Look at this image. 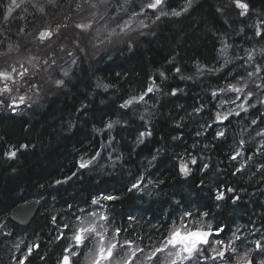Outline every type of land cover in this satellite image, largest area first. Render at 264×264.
<instances>
[{
    "label": "trees",
    "instance_id": "1",
    "mask_svg": "<svg viewBox=\"0 0 264 264\" xmlns=\"http://www.w3.org/2000/svg\"><path fill=\"white\" fill-rule=\"evenodd\" d=\"M146 2L151 0H108L111 7L105 10L99 0H0V72L11 71L9 67H17L26 57L35 67L57 57L59 67L60 61L70 64L68 77L55 73L49 64L40 74L39 102L0 116L16 122L0 124V264H19L30 247L33 251L25 264H57L69 240L66 235L70 233L71 239L80 224L77 217L90 218L105 202L121 237L144 250L137 254L136 264H168L170 249L158 254V262L146 256L162 247L173 221L179 227L186 211L192 213L184 221L188 228H209V224L214 230L223 228L201 246L203 255L193 264H229L254 248L253 241L264 238V170L260 168L264 136H257L264 129V105L257 103L264 100V88H257L264 83V37L255 35L256 26L264 21V0H245L251 9L246 16L239 14L241 9L232 0H192L180 16L171 13L181 11L187 0H164L155 14L148 8L140 11ZM91 4L99 5L95 16ZM121 7L127 14L114 11ZM161 11L168 15L153 23ZM127 20L130 30L114 36L112 43L91 42L94 30L101 29L104 39L105 25L116 28ZM90 21L87 31L76 27ZM141 21L147 27H140ZM49 24H58L55 34L44 43L36 42V31ZM226 60L230 63L221 71L205 70L220 68ZM24 66L32 68L29 62L19 65ZM257 66L261 72L249 78ZM241 78L247 81L246 92L255 93L249 103L256 107L236 116L246 92L220 90L230 84L242 86ZM57 79H64L65 86L57 88ZM149 86L156 90L145 97L146 102L120 108ZM173 89L183 91L173 96ZM230 112L227 120L216 119L218 113ZM253 119L257 124L251 123ZM109 121L118 123L104 129ZM3 125L8 129L5 133ZM144 131L152 135L138 143ZM218 131L224 136L217 137ZM8 151H17L16 157L9 159ZM237 151L242 155L232 160ZM93 157L88 168L79 167ZM181 163L191 169L186 177L180 174ZM141 177L143 189L129 193ZM218 190L225 191L223 200H216ZM102 195L120 199L91 203ZM30 200L38 201L37 212L26 226L16 225L8 214ZM204 212L206 217L198 215ZM234 233L240 237L233 244L236 253L227 251L224 260L203 258L222 249V244L212 243L219 240L227 245ZM127 249L125 245L123 250ZM260 259L264 256L257 255Z\"/></svg>",
    "mask_w": 264,
    "mask_h": 264
},
{
    "label": "snow or ice",
    "instance_id": "2",
    "mask_svg": "<svg viewBox=\"0 0 264 264\" xmlns=\"http://www.w3.org/2000/svg\"><path fill=\"white\" fill-rule=\"evenodd\" d=\"M232 2L235 4V6L239 9H241L240 11V15L241 16H246L249 12H250V4L245 2V0H232ZM14 3V0H13ZM125 3H127V0H125ZM164 0H151V2H146V3H142L140 6V11L143 12L145 8L148 9H152L153 10V14H155L156 11H159L161 6L163 5ZM99 5H104L105 6V10H107V8H110L111 5L108 3V0H99ZM99 5L98 4H91L90 5V9L95 10L93 12V15H97L99 13ZM192 6V0H187V4L182 7L181 11H172V15L174 16H180L182 14V12H187L188 9ZM79 7V6H78ZM9 11H11V8H9ZM114 11H116L117 13L119 12H124L125 14L126 11L123 9V7L121 8H117ZM140 13H133L134 16L139 15ZM168 13L166 12H160V15L155 17V20L153 21V23H155L156 21H159L161 19V16H167ZM101 19H104V17H101ZM116 19L119 20L121 19V17L119 15L116 16ZM131 24V20H127L124 21L123 24H118L116 28H109L108 25H105L104 31L107 33V35L104 37V39H101L99 41V43L101 45L107 43H112V38L114 36H118L120 35V33H125L130 30L129 25ZM261 25H264V21H261ZM261 25H257L256 26V32L255 35L257 36H262L264 37V27H262ZM77 28H79L81 31H87L88 29H90L92 27V22L90 21L89 23L86 24H77L76 25ZM140 27H147V25H145L143 23V21L140 22ZM117 28L119 29V32L117 31ZM99 36V33L97 34ZM40 37L41 39L44 38H51L52 37V32H41L40 33ZM228 45L225 44L224 47L220 50L221 54L223 55L224 52L226 51ZM264 51V50H262ZM69 55H72L71 53H69ZM253 59V53L249 52L248 53V62H251ZM54 62V61H53ZM73 63H76L75 60H73ZM228 63H230V61L226 60L224 65H221L220 68H212V69H205L208 72H218L221 71L222 68L225 67V65H227ZM35 67V65H34ZM261 68L259 66L256 67L254 72H249L248 73V77L252 78L254 76H256L258 73L261 72ZM198 71H200V69H198ZM28 72L27 68H24L23 71L16 73V69L13 68L12 72H0V80H4L5 83L3 84V87H0V95H2L3 93H7L11 91V88L9 87L8 83L6 81H12L13 83H16V80L13 76V73H16V75H18L19 77H24L26 75V73ZM176 72L179 73L180 69L177 68ZM161 75L163 76L164 74L161 73ZM63 76L64 77H68L69 76V72L68 70H65L63 72ZM183 78V77H182ZM190 79V77H189ZM55 85L57 88H62L65 86V80L64 79H57L54 81ZM238 83H240L242 86L237 87L235 85H229L227 89H221L220 91H231V92H236V93H245L246 89H247V81H245L243 78L240 79V81H238ZM30 87L32 88H36L37 86L34 84H31ZM257 88H264V83H261L259 85H257ZM156 89L153 86H149L146 91H143L141 93V95L139 96H133L130 97L129 99L125 100L121 105L120 108L121 109H129L133 104H138L141 102H146L145 101V97L152 93L153 91H155ZM178 91H183L182 89H173L171 95L175 96L177 94ZM213 97H215L217 95L216 92L212 93ZM255 95V93L251 92V91H247L246 94L243 96V102L240 103L239 105H237V108L239 109V111H236L234 114L236 116H239L241 111L243 112H247L249 108H255L256 105L254 104H250L249 103V98L253 97ZM26 97L25 96H20L19 97V103H24ZM237 100L241 99V96H237L236 97ZM0 103H4L3 101H0ZM232 103H235V101H232ZM257 103H260L262 105H264V100H258ZM8 109L12 112H15L18 104L16 99H13L12 102L10 104L7 105ZM195 111L199 112L200 109H196ZM233 113H229L228 115L225 116H221L219 113L216 116V119L218 121H222V120H227L228 116L232 115ZM114 123H118V121L113 122V121H109L108 123H106L104 125V129H109L111 130L113 128ZM251 123L253 125L257 124V120L253 119L251 121ZM104 129H96L97 131H103ZM152 133L150 131H144L141 132L139 134L138 139V143H142L143 142V138L145 136H151ZM217 137H222L224 136V132L223 131H218L217 132ZM257 136H264V129H262L260 132L257 133ZM245 142L243 140L240 141V144L243 145ZM21 148H25L27 147V145H21ZM17 155V151H8L5 152V156H7L9 159H13L15 158ZM97 155H99V153H97ZM242 155V152L237 151L233 156H231L230 158L232 160H236L239 156ZM96 159V157H93L92 160H88V161H82L79 164V167L81 169H86L89 167V165ZM153 159H155V157H153ZM192 164L196 163L195 158L192 159L191 161ZM208 165L205 164L204 168H207ZM260 168L262 170H264V165H261ZM241 169H237V172H239ZM191 172V169L188 167V165L186 163H181L180 164V174L183 176H188ZM73 176L76 175V173L72 174ZM72 177H66V180H71ZM142 177L140 179H138L136 181V183H133L131 185V187L128 189L129 193H132L134 191H141L143 189V184L141 183L142 181ZM64 181H57L56 183H63ZM162 183V182H161ZM227 192H234L235 190L233 188H227L226 189ZM225 197V191H217L216 193V200L220 201L223 200ZM120 197L116 196V195H102L100 197H93L91 203L94 205H101V200H105V201H116L119 200ZM238 199V197H237ZM69 207H71V205H69ZM83 209H81V212L83 213ZM198 215H200L201 217H206L208 215L207 212L204 213H199ZM89 216L92 218L91 220H89V217H85L84 219H81L80 217H77V220H80V224L78 227H76L74 229L73 235L71 237L72 243L69 244V246L67 248H65L64 254L61 258L60 261H58V264H72V258L73 257H77L78 256V252L75 250L70 251V249H80L82 250L83 247L87 246V241L92 239L93 236H95L96 238H98L97 240V245L96 248L94 250L89 251V255H88V260H89V264H113L115 257L117 255V250H123L124 246L126 245L129 248V252L126 253V255L124 257L121 258L120 261H117L116 264H136V258H137V254H143L144 250L135 246L134 243L132 241L126 240L124 241V244L121 245L118 241V236L120 234V232L122 231L119 228H116L113 232L112 235V240L109 241L106 239V233L108 231L107 228L104 227V225L102 223H98V222H103V221H107L108 217L103 213V212H92L89 214ZM192 213L190 211H186L184 213V215L182 217H180L181 220V224L179 227L175 226V221H173V227L172 230L169 232V235L167 237H165V243L162 245V247L159 248H155L154 250H152L150 252V254L148 256H146V260L148 261H155L158 262L159 261V255L160 253L165 252V250L171 249L168 251V257L170 258L168 260V264H185V262H187V264H193L194 261L197 260L198 257L202 256V249H201V245H206L209 243L208 237L210 235V232L208 231H201L199 229L197 230H189L187 225L184 223V221L186 220V218L191 217ZM134 219L133 217H129V220ZM53 222H55V218H53ZM65 227H68V225H65ZM209 228H211V224H209L208 226ZM99 229V230H98ZM183 229V231H182ZM218 233L223 231V228H218L216 230ZM239 231V230H237ZM61 236H58L57 239H61ZM240 237L237 236L235 233L233 234V240L229 241L227 245L224 246L223 249H213L214 251V255L211 257H207L204 256L203 258L205 260L211 259L213 261L220 259V260H224L225 258V253L227 251H231L232 253H236V248L233 247V244L235 242V240H239ZM216 244H223V241H216ZM254 244V248H248L242 255H239L237 257L236 260V264H264V259H260L259 261L256 260V256H264V238H262L261 240H255L253 241ZM17 247H19V245H17ZM33 249L30 247L28 249V253L25 256V259H20L19 260V264H25V260L27 259V255H31ZM253 253H255V255H253Z\"/></svg>",
    "mask_w": 264,
    "mask_h": 264
},
{
    "label": "bare ground",
    "instance_id": "3",
    "mask_svg": "<svg viewBox=\"0 0 264 264\" xmlns=\"http://www.w3.org/2000/svg\"><path fill=\"white\" fill-rule=\"evenodd\" d=\"M9 87L11 88L10 92L7 93H3L2 95H0V101H3L4 103H0V116L3 115H8L9 113H18L20 111L21 108L24 107H32L33 103L31 102L30 98V94H34V96H38L40 97V92L39 89L36 88H32L30 87V85L27 84H23L19 87L14 86L12 83L8 84ZM20 96H25L26 99L24 101V103H17L18 107L16 109L15 112H12L8 109L7 105L10 104L12 102L13 99H15L16 97H20ZM43 99V98H42ZM4 120H7V125L9 124V122L11 123H16L15 120L12 119H6V118H0V124L4 122ZM7 127L5 125L2 126L1 131L3 133L6 132Z\"/></svg>",
    "mask_w": 264,
    "mask_h": 264
},
{
    "label": "water",
    "instance_id": "4",
    "mask_svg": "<svg viewBox=\"0 0 264 264\" xmlns=\"http://www.w3.org/2000/svg\"><path fill=\"white\" fill-rule=\"evenodd\" d=\"M52 29H53V25L50 28L40 30L36 35L37 40L48 39V38L41 39L40 33L49 32ZM37 208H38V202L34 200L21 203L14 210L10 212L9 218L18 225H26L34 216ZM201 231H208L211 233V231L209 230H201Z\"/></svg>",
    "mask_w": 264,
    "mask_h": 264
},
{
    "label": "rangeland",
    "instance_id": "5",
    "mask_svg": "<svg viewBox=\"0 0 264 264\" xmlns=\"http://www.w3.org/2000/svg\"><path fill=\"white\" fill-rule=\"evenodd\" d=\"M98 33H99V36L97 35ZM103 35L104 34H103L102 30L98 28V29L94 30L93 34L90 35V40H91V42L97 43L98 40L100 41L101 39H103ZM21 57L22 56H20L18 58H21ZM24 62H29L32 66H34V64H35V62H33V60H31V58H29V57L21 58L18 66H17L18 69H21L19 67L20 63H24ZM12 68H16V66L15 67H9V69L11 70V71H9V73L12 72ZM47 68H48V64L45 65L44 69H47ZM69 68H70V64H66L64 67H59L58 65L55 64L54 67H53V70L55 71V73H57L56 71H58L61 74H63V72L65 70H69ZM18 69H16V73H17ZM5 71L8 72L7 69H5ZM16 73H13L14 78H16V76H17ZM46 79H48L47 83H49V81H50L49 77L46 78ZM6 82L7 83H12V81H6ZM2 83L4 84L5 81H3ZM2 87H3V85H2ZM37 87L39 88L40 84L39 85L37 84ZM29 96H30L29 99L31 100V102L33 104H37L39 102V100H40V98L38 96H34V94H30ZM15 99H16L17 103H19V97H16Z\"/></svg>",
    "mask_w": 264,
    "mask_h": 264
},
{
    "label": "flooded vegetation",
    "instance_id": "6",
    "mask_svg": "<svg viewBox=\"0 0 264 264\" xmlns=\"http://www.w3.org/2000/svg\"><path fill=\"white\" fill-rule=\"evenodd\" d=\"M21 82H22V84H27V85H29V84H31V80H32V78L31 77H29V76H27V77H22V78H20L19 79ZM24 81V82H23Z\"/></svg>",
    "mask_w": 264,
    "mask_h": 264
}]
</instances>
